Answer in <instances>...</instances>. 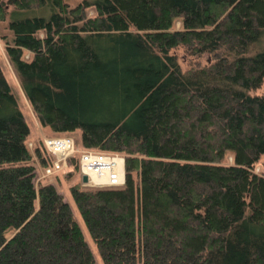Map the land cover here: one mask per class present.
<instances>
[{"label":"trees","instance_id":"1","mask_svg":"<svg viewBox=\"0 0 264 264\" xmlns=\"http://www.w3.org/2000/svg\"><path fill=\"white\" fill-rule=\"evenodd\" d=\"M5 20L41 127L124 157V185L70 187L102 264H264V0H0ZM28 136L0 67V264H96Z\"/></svg>","mask_w":264,"mask_h":264},{"label":"rangeland","instance_id":"2","mask_svg":"<svg viewBox=\"0 0 264 264\" xmlns=\"http://www.w3.org/2000/svg\"><path fill=\"white\" fill-rule=\"evenodd\" d=\"M70 6H74L77 3H79L81 0H65ZM91 14V11H90ZM8 20L5 21H0V67L3 70V73L6 77V79L8 80L12 91L17 95L18 100H19V106L20 109L25 117V120L29 126V136H28V145L29 147H31L33 140H37V139H41L44 136H53L54 134L48 132L46 129H44L43 127H41L40 123L38 122L37 118L35 117L32 108L29 104V102L27 101V99L25 98L18 79L15 75L14 70L12 69L8 58L5 54V42L6 40L2 38V36H5L6 39H10L11 38V32L8 29ZM176 27H179V23H177L175 25ZM178 52V58L180 61V64L182 66L183 69H187L190 65L188 61H193L196 60V57H190V56H185V53L183 52V49H179L177 50ZM199 61L201 63H205L208 60V55H201L198 57ZM257 93L261 94L264 93V84L263 86L257 90ZM75 137L80 141V137H81V133L80 131H76L75 134L73 135V138L75 139ZM76 141V140H75ZM77 149L79 151H84L86 149H82L80 146L77 145ZM94 151V150H93ZM226 162L230 163L231 162V157L230 155L227 156ZM260 169V166L258 165L256 167V171L258 172ZM41 168L37 167L36 168V172L37 175H40L41 173ZM80 182L81 183V175L80 173H74L73 175L71 174L69 177L66 176V172L65 171H61L59 172L57 175H53L50 177H47L43 180L40 181L41 184H52L56 187V189L61 192L63 194L64 200L65 202H67L72 210L73 216L75 218V220L77 221V223L79 224L83 235L85 237V240L87 241L93 255L95 258V262L96 264H102L100 257L98 255V252L96 250V246L95 243L93 241V239L91 238L80 214L79 211L74 203V200L71 196L70 193V187L72 185H74L75 183ZM38 186V185H37Z\"/></svg>","mask_w":264,"mask_h":264},{"label":"built area","instance_id":"3","mask_svg":"<svg viewBox=\"0 0 264 264\" xmlns=\"http://www.w3.org/2000/svg\"><path fill=\"white\" fill-rule=\"evenodd\" d=\"M42 143L53 157V162L43 168L40 175L35 171L36 187L47 177L57 175L61 171L68 173L67 159L74 154L79 155L80 175H86L88 179L87 183L81 182L83 186L111 187L122 186L125 183L124 157L120 154L93 150L79 151L72 136H44Z\"/></svg>","mask_w":264,"mask_h":264},{"label":"water","instance_id":"4","mask_svg":"<svg viewBox=\"0 0 264 264\" xmlns=\"http://www.w3.org/2000/svg\"><path fill=\"white\" fill-rule=\"evenodd\" d=\"M72 174V172L66 173V176L69 177ZM88 179L86 175H81V182L82 183H87Z\"/></svg>","mask_w":264,"mask_h":264}]
</instances>
